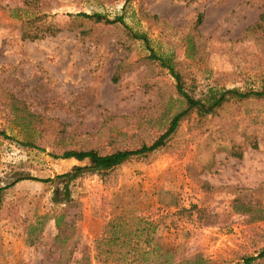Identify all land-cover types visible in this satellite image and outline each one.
I'll return each instance as SVG.
<instances>
[{
	"label": "rangeland",
	"instance_id": "rangeland-1",
	"mask_svg": "<svg viewBox=\"0 0 264 264\" xmlns=\"http://www.w3.org/2000/svg\"><path fill=\"white\" fill-rule=\"evenodd\" d=\"M83 13L124 25L68 17ZM263 13L264 0H0V96L12 104L0 108V132L10 138L0 136V264H99L117 216L131 231L151 224L154 241L181 259L242 264L258 256L264 220L234 202L264 208V99L189 114L159 151L73 181L71 206L56 207L54 184L30 178L55 180L87 164L52 153L136 150L166 132L185 104L153 54L197 100L264 89V31L250 29ZM42 15L53 17L56 34L23 39L21 22ZM25 113L38 117L28 123Z\"/></svg>",
	"mask_w": 264,
	"mask_h": 264
},
{
	"label": "trees",
	"instance_id": "trees-1",
	"mask_svg": "<svg viewBox=\"0 0 264 264\" xmlns=\"http://www.w3.org/2000/svg\"><path fill=\"white\" fill-rule=\"evenodd\" d=\"M29 4V2H26ZM72 19H83L93 24H105L112 25L119 23L124 25L121 18H116L114 20H108L105 16L101 14H79L76 16L69 15ZM203 14L198 17V23L203 21ZM53 19V17L42 15L35 17L33 19L22 21L21 35L23 39H28L35 41L41 39L47 35H55L53 32V27L49 24L48 20ZM42 24L43 32L40 31L36 24ZM250 29L255 31H264V13L259 16V19L255 26L250 27ZM57 32V31H56ZM144 41L143 37H139ZM147 40H145L146 43ZM153 59L157 61L162 68L167 69L173 78L177 82L178 93L181 95L180 98L183 99L185 108L176 114L171 120L166 132L159 137L155 142L148 145H143L136 150H117L112 153L101 154L98 150L94 149H77L69 148L63 150L60 154L52 153V157L55 159H74L80 163L87 162L85 166H74L70 171L56 176L55 180L45 179L38 180L35 178H30L41 183H51L54 184L52 203L56 207L71 206L74 204L71 191V183L76 179L80 178L84 174H99L101 176L106 175L108 172L122 166L129 160L137 157H147L148 155L159 151L166 146L167 141L170 137L176 133L180 122L186 118L189 114L196 112L201 116H207L215 113L220 107L231 100L243 101L247 99H264V89L261 90H249L246 92H241L240 90H220L211 91L204 98L197 100L192 96H189L183 90V79L179 72H176L174 67L170 62L158 58L153 54ZM9 96H0V108L4 110L11 109L12 104L8 100ZM24 121L31 123L32 120L37 118V115L25 113L21 114ZM0 136L4 139H10L6 136L5 132H0ZM22 146L29 149H40L35 146L34 143H23ZM44 151V150H42ZM5 188H0V203L1 194ZM236 209H241L246 214L258 215L257 220H264V208L261 206H255L253 208H248L252 206H245L243 203L238 201L234 202ZM239 207V208H237ZM191 209H179V213H192ZM63 216L60 215L56 218V227L62 230V226H67L63 221ZM126 220L122 216L115 217L107 225L106 238L101 240L100 247H103L101 253H106L105 259L99 261V264H208L203 257L197 256L192 260L181 259L177 256L175 249L165 248L154 241L151 237L150 226L151 224H145L146 227H137L134 231H131L127 227ZM147 232V233H146ZM146 234V235H144ZM141 236H145L144 240H141ZM264 258V249L256 257H246L242 258V264H253L255 261ZM57 264H91L88 260L80 261L78 259L68 260L63 262V260H58Z\"/></svg>",
	"mask_w": 264,
	"mask_h": 264
}]
</instances>
